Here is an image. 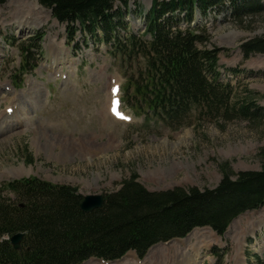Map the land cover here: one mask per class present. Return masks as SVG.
Wrapping results in <instances>:
<instances>
[{
	"label": "rangeland",
	"instance_id": "rangeland-1",
	"mask_svg": "<svg viewBox=\"0 0 264 264\" xmlns=\"http://www.w3.org/2000/svg\"><path fill=\"white\" fill-rule=\"evenodd\" d=\"M224 4L210 6L204 15L195 10L190 25L207 35L205 47L218 49L216 79L231 85L230 102H245L251 96L255 105L264 108V53L245 57L240 49L242 42L264 35V8L238 22ZM149 5L150 0H127L120 6L127 29L119 32L148 39L144 23ZM48 11L37 0L0 2V82L16 89L20 118L29 117L10 135L11 129H2L6 134L0 135L1 195L12 198L3 188L6 182L25 177L68 184L85 195L112 191L132 173L144 188L157 191L212 188L221 178V167L231 178L238 171L259 168L264 114L251 120L225 119L223 112L213 116L195 108L175 122H165L127 108L128 123L115 122L108 115L105 120L100 113L108 102L106 78L115 74L122 82L118 67L106 46L94 48L95 38L78 31L72 42L78 51L61 55L67 49L62 44L69 40L68 30ZM178 15L182 17V12ZM22 46L31 50L28 65L33 69L25 75L20 72ZM126 66L121 70L137 79L142 61ZM55 69L65 70L67 79H60ZM7 91L0 88V121L5 108L12 106L13 96ZM42 121L48 127L37 125ZM255 256H264V203L236 215L220 235L206 226L196 227L182 237L152 244L141 258L128 251L117 260L90 257L80 264H256Z\"/></svg>",
	"mask_w": 264,
	"mask_h": 264
},
{
	"label": "trees",
	"instance_id": "trees-1",
	"mask_svg": "<svg viewBox=\"0 0 264 264\" xmlns=\"http://www.w3.org/2000/svg\"><path fill=\"white\" fill-rule=\"evenodd\" d=\"M37 1L65 23L70 34L78 24L80 31L99 34L115 50L142 61L139 80L128 87L163 120L175 122L191 107L213 116L223 112L225 119L251 120L264 114L251 96L245 102H230L231 85L216 79L218 49L203 45L208 37L198 28H181L177 23L188 24L195 10L204 15L210 6L225 2L228 14L241 22L262 10L264 0H152L144 30L149 40L134 34L116 36L124 22L114 2L124 6L126 0ZM240 49L245 57L264 53V35L242 42ZM133 107L138 108L134 103ZM257 156L258 169L238 171L232 178L221 167L213 188L149 191L132 173L119 188L104 193L100 207L90 211L79 208L81 195L72 186L36 177L7 181L3 188L12 198L1 195L0 189V264H79L88 257L112 260L127 250L140 257L152 244L183 236L195 226H209L220 235L236 215L264 203V147ZM17 232L23 237L19 249H13L1 236ZM256 264H264V257L256 258Z\"/></svg>",
	"mask_w": 264,
	"mask_h": 264
},
{
	"label": "bare ground",
	"instance_id": "bare-ground-1",
	"mask_svg": "<svg viewBox=\"0 0 264 264\" xmlns=\"http://www.w3.org/2000/svg\"><path fill=\"white\" fill-rule=\"evenodd\" d=\"M41 9V8H40ZM43 11V10H42ZM25 24V22H23V23H21V24H19V28H21L23 25ZM62 51H64L65 53H67V49H62ZM64 52H61L60 54L62 55V54H64ZM55 55V54H54ZM67 56V55H66ZM60 58L58 57V54H56L55 56H54V60L56 61V62H58V60H59ZM53 60V61H54ZM55 62V63H56ZM58 63H60V62H58ZM65 79H67V76H66V78ZM21 102L22 101H20L19 103H18V106H20V104H21ZM9 103H10V101H9ZM8 107H10V106H8ZM15 108H17V106L15 107ZM107 112V111H106ZM20 116H21V112H20V110L17 108V109H12V111H11V113L9 114V115H7L6 113H4V117H2V120L0 121V135L2 134V135H4V134H6L5 133V131L4 132H2V129H3V127H8L9 129H11V131H8L7 132V134H9L10 135V132H13V129L14 128H17V127H23L24 126V124L26 123V121H28V118L29 117H27V116H25V117H22V118H20ZM7 118V119H6ZM10 123V124H9ZM4 130V129H3ZM39 144V143H38ZM36 150H37V152H38V149H37V147H36Z\"/></svg>",
	"mask_w": 264,
	"mask_h": 264
},
{
	"label": "water",
	"instance_id": "water-1",
	"mask_svg": "<svg viewBox=\"0 0 264 264\" xmlns=\"http://www.w3.org/2000/svg\"><path fill=\"white\" fill-rule=\"evenodd\" d=\"M103 202V198L100 194H86L82 196L81 200L79 201V208L82 211H90L94 208L100 207L101 203ZM22 238V233H15L10 236L9 241L11 243L12 248L18 249L19 242Z\"/></svg>",
	"mask_w": 264,
	"mask_h": 264
},
{
	"label": "snow or ice",
	"instance_id": "snow-or-ice-1",
	"mask_svg": "<svg viewBox=\"0 0 264 264\" xmlns=\"http://www.w3.org/2000/svg\"><path fill=\"white\" fill-rule=\"evenodd\" d=\"M111 91H112L113 97H115L116 93L118 92V88L113 87ZM118 104L119 102L116 99L112 100V111L114 114H117V115H119V113L117 112ZM121 118H126V117H121Z\"/></svg>",
	"mask_w": 264,
	"mask_h": 264
}]
</instances>
